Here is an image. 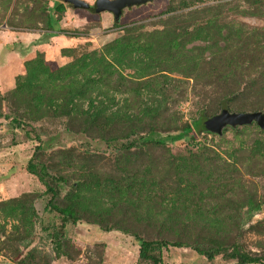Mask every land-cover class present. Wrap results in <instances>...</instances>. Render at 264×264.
Listing matches in <instances>:
<instances>
[{"label":"rangeland","instance_id":"rangeland-1","mask_svg":"<svg viewBox=\"0 0 264 264\" xmlns=\"http://www.w3.org/2000/svg\"><path fill=\"white\" fill-rule=\"evenodd\" d=\"M85 1L0 0V264H151L135 233H203L264 256V129H218L232 92V112H264V0H147L119 22ZM153 97L178 128L216 116L193 137L135 143L124 111ZM30 160L66 214L50 208ZM248 196L262 206L246 219ZM160 264L239 263L170 246Z\"/></svg>","mask_w":264,"mask_h":264},{"label":"trees","instance_id":"trees-1","mask_svg":"<svg viewBox=\"0 0 264 264\" xmlns=\"http://www.w3.org/2000/svg\"><path fill=\"white\" fill-rule=\"evenodd\" d=\"M99 2V0H98ZM98 4H96V7ZM57 9L61 10L64 9V4L60 1H57ZM51 25L56 24V20L51 18L50 20ZM170 33L166 32H159L157 34L158 39H163L170 37L173 38V36H170ZM169 39V38H167ZM166 40V39H165ZM157 48H162L163 44L161 42H158L156 45ZM248 74V73H246ZM252 81V80H251ZM168 94L171 96V91L169 89ZM157 94H152L156 98V96L161 91L160 89L155 90ZM181 95H184L185 92L182 90L180 92ZM237 92H232V94L225 95L221 99L218 108L221 110V113L225 110L232 113V111L236 110L233 109L231 103L234 101ZM149 100V102H142L140 100H135L132 104L131 110H125L124 111V117L128 119V121L131 123L128 129H131V132L129 133L130 138H133V141L135 143L139 144L140 142H153L156 145H164L167 141L171 140L172 142L182 139L184 137H193L196 134V131H203L202 129L204 125H202V122L206 120V118H211L216 116V114L207 115L205 112L201 113L199 118L197 120H193L194 123L187 122L185 125H183L181 128H178V124L173 123L171 120V116L165 114L164 112H167L168 108L165 102L157 101L155 98ZM151 104V105H150ZM145 105V106H143ZM153 107L150 109V107ZM263 106L260 104L249 106H241L238 108V112H247L246 110H256V111H262L258 109H262ZM147 109L152 110L153 116L151 119L147 120L145 124L148 125L147 130H140L139 126L136 124V121L143 124V121L141 118H139V114L145 113ZM98 112H87L86 115H89L91 117V121L87 120L88 124H94V120L96 117L99 116L100 109L95 110ZM237 112V111H236ZM251 112V111H250ZM263 112V111H262ZM264 113V112H263ZM220 115V114H217ZM197 121H201V125H197ZM169 126L168 133L165 137H163L160 134V127ZM135 128V129H134ZM179 131L176 134H171L172 132ZM142 132H144L142 134ZM27 169L30 173L36 175L40 181H42L47 186V192L52 193L51 199L49 201V205L51 209H54L58 211L61 214H66L67 212L61 208H59L55 204V200L58 197V191H56L53 186L47 181V168L43 166H38L33 160H30L28 163ZM175 200H172V204L175 205ZM261 206L259 202H257L255 199H252L250 196H248V202H247V218H250L254 211L261 209ZM152 222V216L150 215L148 218ZM178 220V219H176ZM170 223V216L166 218V222L164 223L165 226L169 225ZM190 223V222H189ZM170 235L173 236V239H167V238H147L141 234L135 233L134 236L137 240V242L140 245L139 250V257L141 260L149 261L151 264H160L162 260V251L163 248H168L170 246L172 247H183V246H189L193 248L196 252L207 258L208 260H213L216 256H223L228 259H234L239 264H257V263H264V256L263 255H257V254H251L241 248V246L234 242L233 244H225L220 241H218L213 235H206L203 233H199L196 238H194L191 233H177L173 234L170 233Z\"/></svg>","mask_w":264,"mask_h":264},{"label":"water","instance_id":"water-1","mask_svg":"<svg viewBox=\"0 0 264 264\" xmlns=\"http://www.w3.org/2000/svg\"><path fill=\"white\" fill-rule=\"evenodd\" d=\"M70 4L74 8H87L89 3L85 0H63ZM99 4L95 10L96 11H109L113 13L115 21L119 22L124 9L137 5L140 2L147 0H99ZM226 116L224 120H220L218 124V129L222 127L225 123L231 124H245L256 122L262 129H264V113L262 111H251V112H232L225 110ZM223 112V113H224ZM12 264V263H7Z\"/></svg>","mask_w":264,"mask_h":264}]
</instances>
